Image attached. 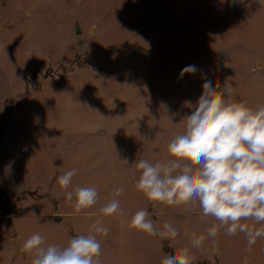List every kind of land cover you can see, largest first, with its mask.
I'll use <instances>...</instances> for the list:
<instances>
[{"label":"rangeland","instance_id":"1","mask_svg":"<svg viewBox=\"0 0 264 264\" xmlns=\"http://www.w3.org/2000/svg\"><path fill=\"white\" fill-rule=\"evenodd\" d=\"M188 65L197 71L181 77ZM205 75L218 91L227 83L233 99L264 105L257 0H0V189L13 196L0 200V264H32L34 250L18 246L35 233L59 247L95 234L99 264H161L185 247L194 264H264V238L249 250L243 233L220 229L193 248L192 234L219 222L198 202L191 212L154 204L135 186L136 160L170 158L167 145L184 132ZM73 168L65 190L57 179ZM76 186L96 187L97 203L76 212L65 198ZM118 187L125 191L115 197ZM112 199L122 211L105 216ZM142 208L179 236L131 227ZM98 225L108 234H96Z\"/></svg>","mask_w":264,"mask_h":264},{"label":"clouds","instance_id":"2","mask_svg":"<svg viewBox=\"0 0 264 264\" xmlns=\"http://www.w3.org/2000/svg\"><path fill=\"white\" fill-rule=\"evenodd\" d=\"M264 7V0H257ZM195 65L181 70L195 73ZM218 84L204 76L202 94L191 114L186 115L185 130L167 145L168 159L156 162L140 159L134 163L138 169L135 186L149 201L165 205H187L191 212L198 202L204 216L219 222L205 229V234H192L191 246L199 249L206 239H215L220 229L228 236L243 233L251 250L257 239L264 238V105L248 106L243 99L232 98L233 90L225 83ZM227 94V98L225 97ZM127 163V161H125ZM78 170L73 168L61 174L57 182L67 190ZM125 189H114L119 197ZM66 200L73 202L76 212L97 203L96 187L76 186L66 191ZM105 216L122 211L118 199H112L101 209ZM32 215L36 216L35 212ZM253 220L255 224L242 223ZM70 222L65 221V227ZM131 227L149 236L175 239L178 229L165 221L162 229L149 217L147 209H139L131 218ZM94 232L107 235L109 229L98 225ZM45 245L44 237L35 233L22 242L18 251L35 252L32 264H99L101 242L95 234H78L64 247ZM215 253V247L213 248ZM188 247L178 253L165 254L161 264H194Z\"/></svg>","mask_w":264,"mask_h":264},{"label":"water","instance_id":"3","mask_svg":"<svg viewBox=\"0 0 264 264\" xmlns=\"http://www.w3.org/2000/svg\"><path fill=\"white\" fill-rule=\"evenodd\" d=\"M78 32V30H77ZM117 104V103H116ZM13 196L12 195H9L5 192H3L1 189H0V200H3V199H12ZM57 216H55V219H56ZM15 244L18 246V240L16 239L15 240ZM19 247V246H18Z\"/></svg>","mask_w":264,"mask_h":264},{"label":"crops","instance_id":"4","mask_svg":"<svg viewBox=\"0 0 264 264\" xmlns=\"http://www.w3.org/2000/svg\"><path fill=\"white\" fill-rule=\"evenodd\" d=\"M2 141V140H1Z\"/></svg>","mask_w":264,"mask_h":264}]
</instances>
